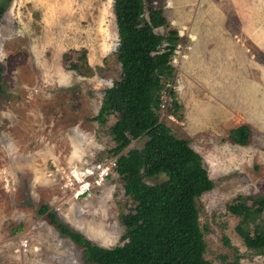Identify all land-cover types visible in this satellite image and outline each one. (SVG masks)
<instances>
[{"label": "rangeland", "instance_id": "1", "mask_svg": "<svg viewBox=\"0 0 264 264\" xmlns=\"http://www.w3.org/2000/svg\"><path fill=\"white\" fill-rule=\"evenodd\" d=\"M113 1L0 0V264H86L82 247L49 223L43 205L98 245L123 243L120 214L130 211L131 199L115 170L95 180L97 166L114 160L109 127L116 115L93 119L104 89L122 75ZM245 1L242 9L210 14V26L195 27L197 34L167 18L180 39L157 112L202 155L214 182L197 200L210 264H264V250L245 245L240 218L228 209L238 195L264 191V0ZM156 2L145 0L146 18ZM82 48L91 74L63 64V53L77 61ZM167 88L175 90L179 116L170 113ZM240 125L249 127L245 145L229 135ZM145 140L132 139L124 152ZM74 167L83 171V194Z\"/></svg>", "mask_w": 264, "mask_h": 264}, {"label": "trees", "instance_id": "2", "mask_svg": "<svg viewBox=\"0 0 264 264\" xmlns=\"http://www.w3.org/2000/svg\"><path fill=\"white\" fill-rule=\"evenodd\" d=\"M148 1H157L148 18L145 0L113 1L122 75L104 89L99 112L93 117L103 123L116 115L109 127L115 142L110 154L124 194L132 202L130 211L120 214L123 243L103 247L58 221L46 205L40 210L60 233L82 247L86 264H210L204 256L206 242L197 200L214 182L202 155L161 123L157 112L162 89L175 75L172 59L180 37L163 15L160 0ZM3 10L0 6V17ZM159 27L167 29L165 35L155 32ZM80 53L77 61L72 59V51L63 53V64L82 75L91 74L86 49ZM1 71L0 64V93ZM167 89L173 105L170 113L179 116L175 90ZM229 135L233 142L245 145L249 127L240 125ZM143 136L146 140L141 148L124 152L132 139ZM159 175L164 176L161 181H145ZM236 200L228 209L240 218L238 233L248 248L264 250V191L254 196L240 194Z\"/></svg>", "mask_w": 264, "mask_h": 264}, {"label": "crops", "instance_id": "3", "mask_svg": "<svg viewBox=\"0 0 264 264\" xmlns=\"http://www.w3.org/2000/svg\"><path fill=\"white\" fill-rule=\"evenodd\" d=\"M170 4L163 6V10L167 11L168 16L163 15L176 22L177 28L191 29L195 34V27L208 28L210 26V14L223 12V7L227 9H242L241 5H245V0H167ZM215 5V6H213ZM219 9L216 10L215 7ZM173 9L168 12V9ZM167 8V9H166ZM224 13V12H223ZM217 21V20H216ZM218 24L220 23L217 21ZM219 26V25H218ZM197 34V33H196Z\"/></svg>", "mask_w": 264, "mask_h": 264}, {"label": "built area", "instance_id": "4", "mask_svg": "<svg viewBox=\"0 0 264 264\" xmlns=\"http://www.w3.org/2000/svg\"><path fill=\"white\" fill-rule=\"evenodd\" d=\"M174 58V57H173ZM173 60V59H172ZM163 103V102H162ZM161 103V106H164L163 104ZM115 161L114 160H111L110 163H107V164H99L97 166V173H96V176H95V180L96 181H99V182H102L105 178H107L111 173L112 171H114L115 169ZM70 174L72 177H74V179H76L78 182H84V181H81L79 180V174H83V171H79L76 167H74L71 171H70ZM88 175H93V172H89L87 173V176ZM95 181V182H96ZM79 183V184H80ZM97 183V182H96ZM84 186L83 183H81L80 185V191L78 192L79 194H83L87 191V187H82ZM27 239H24L20 242V249H23V250H26L28 248L27 247Z\"/></svg>", "mask_w": 264, "mask_h": 264}]
</instances>
